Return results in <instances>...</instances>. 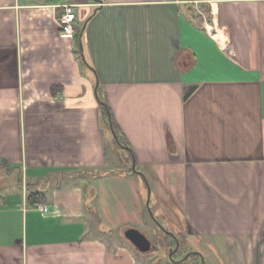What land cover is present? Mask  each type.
Segmentation results:
<instances>
[{"label": "crops", "instance_id": "obj_1", "mask_svg": "<svg viewBox=\"0 0 264 264\" xmlns=\"http://www.w3.org/2000/svg\"><path fill=\"white\" fill-rule=\"evenodd\" d=\"M104 103L188 252L264 264V0H0V264H139Z\"/></svg>", "mask_w": 264, "mask_h": 264}, {"label": "rangeland", "instance_id": "obj_2", "mask_svg": "<svg viewBox=\"0 0 264 264\" xmlns=\"http://www.w3.org/2000/svg\"><path fill=\"white\" fill-rule=\"evenodd\" d=\"M75 27H77L76 23ZM115 149L117 156L115 160L113 158V163L110 162V164L115 169H123L124 172L129 176L119 180L111 177H108V179L104 180V182H106L104 187H106L107 191L105 202L107 204L106 207L108 208L107 211L104 212V215L107 219L105 225L108 226V229L112 230L114 234H119V236L122 234L124 229L135 228L151 240L152 247L150 251L145 254L140 253L133 246H130L134 257L137 259V262L142 264L143 260L141 257L144 256L145 261L146 259L149 260V264H173L172 261L176 262L182 258L185 260L184 264H196L197 262H200L201 264H222L221 259L220 262L218 259L215 262L214 259L209 255H206L203 258L201 257V259L200 257L196 256L187 257L186 251L188 250V247L186 246V241L183 238L181 239V235L178 233V236H176L178 239L180 238L183 241L185 246L183 247V244H181L180 251L173 254L175 250L173 244H171L172 239L157 226L154 219L150 217L148 212L149 208L153 214V217L164 229H166V231H176L171 226V224L165 220L164 216H161L158 213V209L155 208L156 204L160 203V200L157 197L156 191L151 185V178L146 179L140 173V176L136 175L134 173L136 169L133 170L132 168L133 162L132 164L127 165L126 161L124 160V155H127L128 152H126L122 147ZM115 153L112 154L114 155ZM108 154L109 158H111L112 154L109 150ZM147 187L150 189L148 208L146 207V201L148 197V193L146 192ZM159 195L161 198L166 200L168 204L170 203L169 197H167L165 194L160 193ZM161 202L165 204L164 201ZM137 204L140 206H136ZM170 216L171 214H169L168 217ZM172 221L174 223L178 222L174 218H172Z\"/></svg>", "mask_w": 264, "mask_h": 264}, {"label": "water", "instance_id": "obj_3", "mask_svg": "<svg viewBox=\"0 0 264 264\" xmlns=\"http://www.w3.org/2000/svg\"><path fill=\"white\" fill-rule=\"evenodd\" d=\"M85 25H86V22L83 23V26H82V28H81V30H80V33H79V46H80V50H82V42H81V38H82V34H84L83 32H84ZM81 56H82V58H83V60H84V56H83L82 53H81ZM109 127H110V130H111V132H112V134H113V136H114V139H115L116 143H117L120 147L125 148V146H123V145L119 142L117 136L115 135V132H114V129H113V126H112V123H111L110 119H109ZM132 168H133V170H135L134 162H133V166H132ZM146 192L148 193V197H147V201H146V207L148 208V203H149V198H150V189H149L148 187H147V191H146ZM148 212H149L150 217H151L152 219H154V221H155V223L157 224V226H158V227H159L164 233L169 234V235H171L172 237H174V235H173L171 232L166 231V229H164V228L160 225V223H158V221L153 217V214H152V212H151V210H150L149 208H148ZM124 237H125V238H126L131 244H132V246H134V247H135L139 252H141V253H146V252L150 251V249H151V243H150V241H149L148 238H147L143 233H141L139 230L132 229V228H130V229H126V230L124 231ZM174 238H175V237H174ZM175 240H176V238H175ZM177 247H178V242H177V240H176V247H175V250L177 249ZM202 264H203V263H202Z\"/></svg>", "mask_w": 264, "mask_h": 264}, {"label": "built area", "instance_id": "obj_4", "mask_svg": "<svg viewBox=\"0 0 264 264\" xmlns=\"http://www.w3.org/2000/svg\"><path fill=\"white\" fill-rule=\"evenodd\" d=\"M71 4H66L62 6V11L57 18V25L59 28V36L65 39L75 40L76 35V12L74 10L75 7ZM36 209L40 211L43 215L48 211V207L46 205L41 206L37 205Z\"/></svg>", "mask_w": 264, "mask_h": 264}, {"label": "trees", "instance_id": "obj_5", "mask_svg": "<svg viewBox=\"0 0 264 264\" xmlns=\"http://www.w3.org/2000/svg\"><path fill=\"white\" fill-rule=\"evenodd\" d=\"M80 30H81V28H79V29H77V31H76V35H75V39L77 40V50L79 51V52H81V50H80V46H79V33H80ZM102 109H103V112H104V114H108L109 116H110V121H111V123H112V126H113V129H114V132H115V135L117 136V138H118V140H119V142L122 144V145H124V143L120 140V137H119V135H118V129H117V127L115 126V122H114V120H113V117H112V115H111V112H110V109H109V107L107 106V104L106 103H104L103 104V107H102ZM118 145V144H117ZM119 146V145H118ZM42 201V194L40 193V192H33V193H30L29 194V196H28V199H27V202L30 204V205H33L34 203H37V202H41ZM167 236L168 237H170L171 239H172V243L171 244H173V247H174V250H175V243H176V240H177V242H178V248L173 252V254H175V253H178L179 251H180V249H181V244H183V247L185 246L184 245V243H183V241L179 238L178 239V237L177 236H175V238H176V240L171 236V235H169V234H167ZM186 253H188V250L186 251ZM190 256H196V257H200L199 256V254L198 253H194V252H191V253H189V257ZM200 259H201V257H200ZM184 259H182V260H180L179 262H174V261H172L173 262V264H184ZM196 264H201L200 262L198 263H196Z\"/></svg>", "mask_w": 264, "mask_h": 264}, {"label": "flooded vegetation", "instance_id": "obj_6", "mask_svg": "<svg viewBox=\"0 0 264 264\" xmlns=\"http://www.w3.org/2000/svg\"><path fill=\"white\" fill-rule=\"evenodd\" d=\"M173 238H174V237H173ZM174 239H175V238H174ZM175 245H176V243H175ZM175 247H176V246H175ZM177 248H178V247H177ZM189 253H191V251L187 253V257H189ZM194 253H195V252H194ZM182 259H183V258H182ZM182 259H181V260H182ZM179 261H180V260H179ZM179 261H176V263L179 262ZM174 262H175V261H174Z\"/></svg>", "mask_w": 264, "mask_h": 264}]
</instances>
